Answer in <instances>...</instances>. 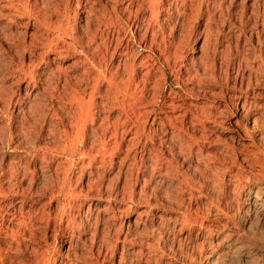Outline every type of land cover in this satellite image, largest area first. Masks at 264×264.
Listing matches in <instances>:
<instances>
[{
  "label": "rangeland",
  "instance_id": "1",
  "mask_svg": "<svg viewBox=\"0 0 264 264\" xmlns=\"http://www.w3.org/2000/svg\"><path fill=\"white\" fill-rule=\"evenodd\" d=\"M13 1L51 31L0 0V264H258L264 0ZM238 229L256 250L215 259Z\"/></svg>",
  "mask_w": 264,
  "mask_h": 264
},
{
  "label": "bare ground",
  "instance_id": "2",
  "mask_svg": "<svg viewBox=\"0 0 264 264\" xmlns=\"http://www.w3.org/2000/svg\"><path fill=\"white\" fill-rule=\"evenodd\" d=\"M5 3L3 4L2 7L6 8L9 12H11V14L13 13V16L14 17H23V18H27L29 20H27V23H28V26L31 27V28H36V29H45V30H49L51 29V25L46 21V19L41 16L39 13L37 12H33V15L30 13V8H27L25 5H23L22 7L19 6V4H15L13 0H4ZM19 1V0H18ZM20 2V1H19ZM28 5V3H27ZM25 6V7H24ZM7 11V12H8ZM6 16V15H5ZM12 16V15H11ZM7 18V17H5ZM8 19V18H7ZM21 19V18H20ZM10 20V19H9ZM15 20V19H14ZM48 20V19H47ZM10 23H14L13 21ZM58 27V26H56ZM30 28V29H31ZM51 31V30H49ZM43 33V32H42ZM62 33V40L63 39H67V37H69V31L67 30V28L65 27L64 30L61 31ZM71 34V33H70ZM35 35V34H34ZM50 35V34H49ZM72 36V34H71ZM6 37V36H5ZM31 37V36H30ZM41 37V36H40ZM45 37H47L45 35ZM51 37V36H50ZM112 38V37H111ZM25 39V38H24ZM34 39V38H33ZM40 40L43 39L42 37L39 38ZM44 40V39H43ZM32 41V40H31ZM38 41V39H37ZM46 43H44V48L45 49H52L53 48V51L54 53L58 54L57 56H59V58H62V59H66L74 50L73 46H69L67 45L66 43L62 42L61 44L59 43V40H56L54 38H49V39H46ZM41 43V42H40ZM59 44L61 45V47H59ZM41 45V44H40ZM30 46V45H29ZM39 46V45H38ZM42 46V45H41ZM80 46V45H79ZM35 47V46H34ZM43 48V47H41ZM43 48V49H44ZM31 51V50H30ZM51 53V52H50ZM149 56V55H148ZM71 57V56H69ZM54 58V57H53ZM149 58V57H148ZM58 59V58H57ZM83 60V59H82ZM51 62V61H50ZM53 62V61H52ZM62 63V62H61ZM51 64V63H50ZM54 64V63H53ZM60 64V63H59ZM55 65V64H54ZM147 65V64H146ZM57 67V66H56ZM69 67V66H68ZM67 68V67H66ZM28 69V68H27ZM45 69V68H44ZM70 69V68H69ZM67 70V69H65ZM61 65H59L57 68H51L49 67L48 71L49 73L54 77V80H55V83L56 85H60L63 83V86L69 90L71 92V95H70V102L71 104L73 105V86L70 87L69 86V77L67 74L63 73L65 71ZM141 70V69H140ZM28 71V70H27ZM87 71V70H86ZM66 72V71H65ZM90 72V70H89ZM47 73V72H46ZM67 73V72H66ZM64 74V80L63 82L61 81V78H62V75ZM85 74V73H84ZM142 74V73H141ZM51 76V77H52ZM71 76V75H70ZM141 78V77H140ZM49 79V78H48ZM73 79V78H72ZM97 84V83H96ZM54 87V86H53ZM43 88V87H42ZM61 89V88H60ZM191 89V88H189ZM66 91V90H65ZM83 92V91H82ZM192 92V91H191ZM68 93V92H67ZM77 95V94H76ZM85 98V97H84ZM67 99V98H66ZM79 108H80V112L77 113V116H75V119H76V127H77V135H79L82 131L81 129H79L80 126H83V128L85 127V125L88 123V118H90V113H89V107L86 105V102L84 101L83 98L79 97V98H75ZM87 100V99H86ZM67 101V100H66ZM69 102V101H68ZM172 102V100H171ZM171 104L172 106V103H169ZM168 104V106H170ZM181 104V103H180ZM177 106V105H176ZM179 106V105H178ZM177 106V107H178ZM167 107V106H166ZM175 107V105L173 106ZM59 108V107H58ZM171 108V107H170ZM182 108V107H181ZM72 109V108H71ZM173 111V109H171ZM176 110V109H175ZM146 111V110H145ZM204 111V110H203ZM78 112V111H76ZM186 112V111H185ZM188 112V111H187ZM71 118H72V121H73V112L71 111ZM168 113V112H167ZM171 113V112H170ZM169 113V115H170ZM190 113V112H189ZM204 112H202L203 114ZM207 113V112H206ZM181 112L178 110L174 111L172 115L169 116V119H173L174 121H179L181 124L183 123L181 120V118H183V115H180ZM195 114V113H194ZM149 115V114H148ZM185 115V114H184ZM196 115V114H195ZM202 116V115H201ZM167 117V116H166ZM164 116V119L166 118ZM158 118V117H157ZM186 118V117H185ZM168 119V120H169ZM71 120V119H70ZM168 122V121H167ZM172 122V121H171ZM169 123V122H168ZM174 123V122H173ZM177 124V123H176ZM171 126V125H170ZM173 127V126H172ZM179 128H182V125L179 126ZM239 128V127H238ZM177 129V128H176ZM107 130V129H106ZM73 132V131H72ZM126 132V131H125ZM70 134V132H69ZM71 135V134H70ZM69 135V136H70ZM176 136V135H175ZM122 138V137H121ZM75 140V139H74ZM73 140V137L70 138V137H66V141L68 142V144L71 146L70 148V152L73 151V144H74V141ZM203 140V139H202ZM145 142V141H144ZM246 146V145H245ZM216 148V147H215ZM198 150V149H197ZM251 150V149H250ZM73 154V152H72ZM215 155V154H214ZM246 156V155H245ZM213 166V165H212ZM248 167V166H247ZM211 169V168H210ZM194 173V172H193ZM234 173H237V172H234ZM242 174V173H241ZM240 173H237V176L236 174L234 178L235 179V182H237L239 184V182L241 181L240 179L243 180L246 179L244 176L242 177ZM258 178V177H257ZM242 182V181H241ZM254 182V181H253ZM258 182V181H257ZM257 184V183H256ZM249 187V186H248ZM256 187V186H255ZM260 186H258V189L256 191H254V195L251 199V197L249 198L248 202L246 201V204H245V210L247 212H250L251 210L254 212V214L256 216H259L261 217L263 212H264V187L261 186V188H259ZM213 188V187H212ZM252 190V189H251ZM1 192V190H0ZM233 192V191H232ZM227 201V200H226ZM241 203V202H240ZM189 210V209H188ZM218 214V213H217ZM244 214V213H243ZM254 215V216H255ZM197 217V216H196ZM264 217V216H263ZM226 218V217H225ZM255 218V217H254ZM230 219V218H229ZM228 220V219H227ZM238 220V218H237ZM262 220V219H261ZM183 221V220H182ZM185 221V220H184ZM191 221V220H190ZM229 221V220H228ZM245 221V220H244ZM259 221V220H258ZM21 222V221H20ZM216 222V221H215ZM227 224V223H226ZM252 225V224H251ZM264 226V225H263ZM238 227V226H237ZM240 227V226H239ZM184 228V227H183ZM235 228V227H234ZM243 228V227H241ZM223 229V228H222ZM181 230V229H180ZM194 230V229H193ZM219 232V231H218ZM210 234V233H209ZM211 235V234H210ZM229 235V233L227 234ZM230 236V242L226 245L225 249H221L220 252H218V254L216 253V256H215V259H219L221 257V254H224V255H231L232 253H235V250L236 251H239L240 247L242 245H245L244 247H246L247 249H251V250H256L255 249V245H256V242L259 240L261 241V239H263V237H259L257 236L256 234H252L251 236H246L244 234V232L241 230L239 231L238 230H233L231 231V234L229 235ZM229 241V240H228ZM218 245V243L216 244ZM264 248V247H263ZM216 249V248H215ZM207 251V250H206ZM244 252V251H243ZM259 252V251H257ZM241 254V253H240ZM257 254V253H256ZM249 256H252V255H249ZM247 256V257H249ZM255 256V255H254ZM257 256V255H256ZM198 257V256H197ZM207 257H211V256H207ZM212 258V257H211ZM223 258V257H222ZM250 259H252L251 257H249ZM258 264H264V250H262V253L258 255ZM148 259V258H147ZM207 259V258H206ZM231 259V258H229ZM239 260V259H238ZM214 261V260H213ZM216 261V260H215ZM237 261V260H236ZM257 261V260H256ZM151 262V261H150ZM190 262V261H189ZM188 262V263H189ZM211 262V261H210ZM232 262V261H231ZM198 264V263H197ZM211 264V263H210ZM216 264V262L214 263ZM253 264H257L255 262H253Z\"/></svg>",
  "mask_w": 264,
  "mask_h": 264
}]
</instances>
